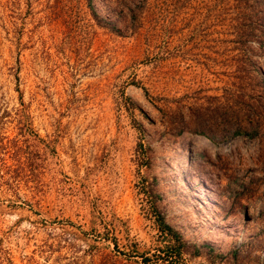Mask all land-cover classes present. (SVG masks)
<instances>
[{
    "label": "rangeland",
    "instance_id": "rangeland-1",
    "mask_svg": "<svg viewBox=\"0 0 264 264\" xmlns=\"http://www.w3.org/2000/svg\"><path fill=\"white\" fill-rule=\"evenodd\" d=\"M0 264H264V0H0Z\"/></svg>",
    "mask_w": 264,
    "mask_h": 264
},
{
    "label": "trees",
    "instance_id": "trees-1",
    "mask_svg": "<svg viewBox=\"0 0 264 264\" xmlns=\"http://www.w3.org/2000/svg\"><path fill=\"white\" fill-rule=\"evenodd\" d=\"M144 259H147L146 257Z\"/></svg>",
    "mask_w": 264,
    "mask_h": 264
}]
</instances>
